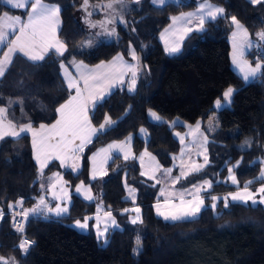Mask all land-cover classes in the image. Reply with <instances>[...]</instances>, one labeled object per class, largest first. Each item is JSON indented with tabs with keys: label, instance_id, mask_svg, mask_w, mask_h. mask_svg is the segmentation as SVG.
<instances>
[{
	"label": "trees",
	"instance_id": "obj_1",
	"mask_svg": "<svg viewBox=\"0 0 264 264\" xmlns=\"http://www.w3.org/2000/svg\"><path fill=\"white\" fill-rule=\"evenodd\" d=\"M97 0H89V3ZM102 1V0H98ZM106 1V0H103ZM61 7V28L58 38L66 44L65 56L52 55L37 64L16 54L13 63L0 77V106L15 103L9 110L10 118L33 126L49 124L56 118V109L70 95L60 74V62L77 59L86 64L108 60L117 53L131 59L129 48L139 58L136 90L129 93L127 87L119 86L102 107L95 110L92 123L99 127L105 114L118 121L113 131L93 138L80 154V171L62 169L59 164H49L44 175L60 171L68 182L71 193L69 214L63 219L51 221L31 220L25 222L23 236L16 232L10 214L0 217V257L15 258L16 264H264V206L255 209L248 206H231L224 209L220 202L215 210H204L195 221L166 222L155 213L159 185L145 179L135 159L109 160L106 175L95 180L89 177V155L99 146L112 140H122L133 134V151H150L163 167H171L173 155L180 151L181 143L174 132H184L187 126L201 121L208 138L209 164L200 173L181 179L177 187H189L205 179L213 182L212 195L224 196L228 191L242 188L248 181L257 187L264 181L257 180L264 162V82L257 79L247 83L231 64L229 37L234 26L231 16L247 28L256 38L264 30V3L252 4L247 0H209L225 9L227 19L205 23L204 31L191 32L182 42L178 53L165 52L160 39L161 31L172 21L171 17L193 10L198 0H182L181 6H168L156 10L151 0L131 3L124 16L125 23L115 24L116 39L103 41L94 48L81 49L87 37L79 14L83 0H45ZM171 2V1H170ZM23 13L12 9L0 0V15L5 11ZM83 52V54H80ZM256 49L252 48L246 58L256 63ZM264 65V55H259ZM264 70V69H262ZM228 87L237 90L230 107L217 110L214 102L222 99ZM156 112L163 121H150L149 110ZM212 113L217 114V128L206 129ZM121 117H124L121 120ZM179 118L180 125H170ZM144 128L148 139H142L138 131ZM252 140L250 147L240 151L245 140ZM115 157V155H113ZM225 161H228L225 164ZM240 161L234 168L238 186L227 183L229 166ZM177 174V169L172 168ZM216 181L226 183L216 184ZM78 182L87 184L94 200L86 202L74 193ZM39 168L33 157L31 139L6 137L0 141V208L9 211V204L23 199V208H30L42 193ZM125 185L136 190L135 205L141 208L143 223L133 225L129 213L122 210L134 206L126 197ZM154 185V186H153ZM205 204L210 205L208 193ZM111 210L123 231L108 233L110 241L105 245L98 240L90 220L86 232L71 225L76 218L97 211ZM141 237L142 251L135 254L136 236ZM35 241L25 254L18 248L22 239Z\"/></svg>",
	"mask_w": 264,
	"mask_h": 264
},
{
	"label": "snow or ice",
	"instance_id": "obj_2",
	"mask_svg": "<svg viewBox=\"0 0 264 264\" xmlns=\"http://www.w3.org/2000/svg\"><path fill=\"white\" fill-rule=\"evenodd\" d=\"M4 3L11 8L24 10L26 12L27 19H22L20 15L10 16L8 12H4L0 15V52H3V56L0 57V77H3L10 65L13 63V58L17 53L22 54L28 61L33 64H37L44 61L46 58H50L55 55L58 58L65 56L67 46L65 43L57 38V28L60 23L61 7L54 3H46L45 0H3ZM136 4L140 3V0H135ZM152 5L156 10H162L168 6H181L182 0H151ZM252 4L264 3V0H250ZM89 0H83L82 8L84 9L86 16L85 20L91 28L99 27L100 32L96 33V36L112 37L116 35L115 24L119 20L121 23H125L124 16L130 10L129 0H109L105 5L91 6L93 9L96 7H103L105 10V19L93 22L90 17L94 14L93 11H89ZM225 9L209 3V0H198V7L196 11L190 13H181L180 16L171 17L173 25L177 22H181L183 25H191L193 20L199 21L196 27V31H204L205 23H213L218 19H227L224 15ZM112 25V27H109ZM231 25L235 26V31L232 32V63L242 74L241 78L247 83L254 82L258 78L261 82H264V65L260 62L252 67L248 60L245 59L246 52L253 47L260 48L261 42H264V32L257 33L258 40L253 41L249 39V33L247 28L237 19L236 16H231ZM172 25H170V28ZM192 27H184L183 32H192ZM168 29H165L167 32ZM14 36V38H10ZM161 39H164V35H161ZM183 39V36H181ZM97 44L88 40L81 45V49L94 48ZM7 48V51L4 49ZM165 51L169 55H173L180 51L178 44L168 45L165 44ZM80 54H83L81 52ZM129 55L132 60H138V56L134 49L129 48ZM76 70L77 75L73 76L68 72L67 67L63 61L60 62V67L64 71V80L67 83V90L69 91V99L61 104L56 112L59 118L55 123L44 124L41 123L39 128L33 126L31 119L27 122L15 121L14 117L10 118L9 110L15 103L22 101H9L7 106H0V141H3L6 137L13 139H21L28 133L32 135V146L34 150V158L39 165V180L41 182V188H45L44 183V169L49 167V164H54L59 161V167L69 169L73 173L80 171L81 156L84 148L93 142V138L99 139L100 136L106 135L110 131L115 129L118 121H114L111 117L105 114L104 122L99 127L92 125L89 113H92L94 117L95 110L98 107H102L104 102L112 95V89L119 84L124 86L126 81L125 77L128 76L127 90L134 93L136 90L137 82V65L129 63L124 60L122 55H117L111 61L105 63L101 61L94 67H89L83 61L77 62L75 59L69 62ZM130 74V75H129ZM74 90V94H72ZM235 90L233 87H228L223 93V101L217 99L215 101V108L217 110H223L226 107H230ZM150 121L153 123L162 122V118L151 109L149 110ZM124 117H121L123 120ZM214 119V118H213ZM180 121H173L172 125H180ZM214 126V125H213ZM189 133L187 135L193 136V139L185 144V136H181L180 133H176V136L180 138L182 145L180 152L181 164L180 174L172 177V169H161V166L156 163L155 170L152 173L141 172V175H148L149 179H155V172L162 171L164 178H171L173 187L181 181L186 179L189 175L200 173L204 170L205 166L209 164V159L206 154L207 149L204 144L207 143V137H204L203 143L198 139V134L202 135L200 131V122L194 128L189 126ZM212 128H209L211 131ZM144 129H141L143 132ZM132 137H128L127 142L120 144H110L108 148L100 149L97 153L93 154L90 158L92 162L91 178L95 180L97 178V172L101 175H106V171L103 170V165L109 160L119 158L120 153H124V159H129V154L125 151L127 145L130 143ZM252 140H245L244 144L239 146L240 151H245L247 147H250ZM115 149V157L112 151ZM193 149H196L197 155L203 156V163H196L192 161L186 165L184 157L190 156ZM200 149H203L201 151ZM101 154L103 156L101 157ZM150 157L151 161H155V157H152L150 153H145ZM98 157L99 164H98ZM175 160L176 157H173ZM141 163H143L144 156L140 157ZM228 161H225L227 164ZM256 162L253 161V164ZM240 161L236 162V165L228 168V181L232 185L238 186V180L234 174V168L238 167ZM187 167V170H185ZM53 177L58 178L55 182ZM53 177L47 178V187L52 191V198L55 206H50V202L46 201L45 196L41 195L35 206L32 208H23V199L16 201V204H9V208L20 207L22 210L13 214V226L16 232L22 236L25 233V222L31 220H44L45 222L51 221L53 217L57 220L67 217L69 213L68 203L71 200V196L68 190L64 187L67 185V181L63 180L60 173H54ZM257 180L264 181V168L261 169L260 175ZM255 181H248L242 188L237 187L236 191L228 192L224 196L212 195L209 190L213 188V182L211 180H204L202 184H193L191 189H184L178 193V202L173 199L165 197L163 204L157 200L154 205L156 215L162 217L164 221L170 223L177 222H191L197 220L200 214L204 210H215L218 203L222 202L224 209H228L231 206L241 205L248 206L253 209L257 205H264V183L256 189V192L250 190V185ZM156 183H160V180H156ZM226 183V181H216V184ZM154 186V185H153ZM59 190L57 194L56 190ZM82 189H84L82 191ZM76 193L83 196L87 201H92L94 196L91 193L90 187H85L83 182L76 187ZM202 193H208V197L211 200L210 205L205 204V196ZM256 193L261 194L260 199H256ZM161 196H164V189L161 188ZM190 197L185 199V197ZM129 197L132 203L135 205V189H129ZM250 202V203H249ZM164 209V210H162ZM101 210V206L98 205L97 211ZM124 213H135L130 217V221L133 225L137 223H143L141 216V208L134 206L131 209H123ZM3 216V211H0V217ZM105 227L103 230L100 228L101 219L99 215L96 216V235L98 240H102L105 245H108L110 241L107 238L108 233H114L116 230L123 231L120 225L117 224L115 218L112 216V212L109 209L104 213ZM16 217H22L17 221ZM91 217L86 216L84 221H75V226L84 231L88 229V221ZM35 241H29L26 238L22 239L18 245V248L25 254L29 252L31 246H34ZM136 247L133 249L135 254H139L142 251L141 237L136 236ZM0 264H16L15 258L5 259L0 257Z\"/></svg>",
	"mask_w": 264,
	"mask_h": 264
},
{
	"label": "crops",
	"instance_id": "obj_3",
	"mask_svg": "<svg viewBox=\"0 0 264 264\" xmlns=\"http://www.w3.org/2000/svg\"><path fill=\"white\" fill-rule=\"evenodd\" d=\"M247 1H249L250 2V0H247ZM46 3H49V2H46ZM97 3H96V1H92L91 3H89V11H92L93 10V15H95L96 14V8L95 9H93L91 6H93V5H96ZM5 5H7L6 3H5ZM8 7H10L9 5H7ZM11 8V7H10ZM12 9H14V8H12ZM17 10H19V11H24V10H20V9H17ZM83 12L82 13H84L85 14V16H86V13H85V11H84V9L82 10ZM5 12H8L9 13V15L10 16H15V15H20L21 17H22V19H27V16H26V12L24 11L23 13H14V12H12V11H5ZM190 12H193L192 10H190V11H187V12H182V13H190ZM181 15V13H179V14H177V15H175V16H180ZM84 20H85V17H84ZM172 22L173 21H171V23L167 26L168 28H170V25L172 24ZM61 24H62V22H61V18H60V23H59V26H58V28H57V34H58V31L60 30V28H61ZM179 24H181V22L179 23ZM199 24V21L198 20H196V19H194L193 20V23L191 24V25H187L186 27H192L194 30L193 31H196L195 29H196V27H197V25ZM181 26H182V24L180 25V28L179 29H177L173 34H172V39H171V42L168 44V45H172V44H177L178 42H179V40H178V37H179V35H180V31H182L183 29L181 28ZM166 27V28H167ZM165 29V28H164ZM172 30V27L169 29V32ZM163 31V30H162ZM161 31V32H162ZM192 31V32H193ZM191 33V32H190ZM190 33H188V34H183V39H182V41H181V48H182V42H183V40L190 34ZM185 35V36H184ZM10 38H14V36H11ZM57 38H58V36H57ZM59 39V38H58ZM160 39H161V37H160ZM60 40V39H59ZM161 42H162V40H161ZM162 44H163V47H164V50H165V45H164V43L162 42ZM181 48H180V50H181ZM4 51H7V48H5L4 49ZM166 52V51H165ZM167 53V52H166ZM258 53L259 54H261L262 56L264 55V43H262L261 44V47H260V49L258 50ZM17 54H20V53H17ZM122 55L123 56V58H124V60L125 61H127V62H129V63H132V64H135V65H137V74H138V72H139V70H140V63H139V58H138V60H132V58L131 59H127L122 53H117V54H115L113 57H111L110 59H108V60H103L105 63H107V62H109V61H111L114 57H116L117 55ZM168 54V53H167ZM22 55V54H21ZM3 56V52H0V57H2ZM73 59H71V60H69V61H63L64 63H65V65H66V67H67V70H68V72L69 73H71L73 76H76L77 75V70H76V68L72 65V64H70L69 62L70 61H72ZM77 62H79L80 60H77V59H75ZM101 62V61H100ZM100 62H97V63H95V64H93V65H89V64H87L89 67H94L95 65H97V64H99ZM86 64V63H85ZM231 64H232V60H231ZM252 64H254V63H252ZM262 64V63H261ZM232 67H233V65H232ZM59 69H60V74H61V76H62V78H63V80H64V71L61 69V67H59ZM233 69L237 72V73H239V71L237 70V69H235L234 67H233ZM240 74V76H242V74L241 73H239ZM130 75V74H129ZM128 79H129V77L128 76H126L125 77V81H126V83H125V86L127 87V81H128ZM64 82H65V80H64ZM65 84H66V86H67V83L65 82ZM120 85L119 84H117V86L115 87V88H117V87H119ZM115 88H113V89H115ZM112 89V90H113ZM72 94H74V90H73V92H72ZM69 99V97L63 102V103H65L67 100ZM62 103V104H63ZM60 106V105H59ZM58 106V107H59ZM59 118V116H58V113H57V115H56V118H55V120L53 121V122H51V123H49V124H52V123H55V121H56V119H58ZM89 118H90V114H89ZM92 122V121H91ZM195 124H197V122L195 123ZM195 124H193V125H195ZM40 125V124H39ZM39 125L38 126H34L35 128H39ZM92 125L94 126V127H96L93 123H92ZM192 125V126H193ZM98 128V127H97ZM200 129H203V127H202V123H200ZM140 130V129H139ZM146 130V129H145ZM186 131V130H185ZM139 133H140V131H138ZM147 132V131H146ZM138 133V134H139ZM203 133V132H202ZM147 135H145V134H139V136L142 138V139H144V140H147L148 139V133H146ZM205 134V133H204ZM27 135H29V137H30V139H31V146H32V135H31V133H28ZM206 135V134H205ZM129 136H131L132 137V139H131V141H130V143L127 145V147H126V149H125V151H127L128 152V154H129V159H135L136 161H137V163H138V165H139V170H140V173L141 172H147V173H152V171L151 170H153V169H155V166H156V163H158L160 166H161V164L158 162V160H157V158L150 152V151H148L147 149H143L142 151H140L138 154H135L134 153V151H133V147H132V143H133V134H129L128 136H126L125 138H123L122 140H112V141H110V142H107L106 144H104V145H101V146H99L97 149H95L90 155H89V177L91 178V171H92V162H91V157L93 156V154H95V153H97L100 149H102V148H104V149H106V148H108V145H110V144H120V143H122V142H127L128 141V137ZM207 137V136H206ZM207 143H208V138H207ZM32 150H33V146H32ZM112 151V154L113 155H115L116 154V150L115 149H113V150H111ZM145 153H150L151 154V156L152 157H155V161H151L150 160V157L148 156V155H145ZM179 153H180V151L177 153V154H175V155H173V157H177L178 155H179ZM81 154V153H80ZM80 154H78V155H80ZM120 156H122L123 158H124V153H120L119 154ZM141 155H143L144 156V160H143V163H141V160H140V157H141ZM103 156V154H101V157ZM33 157H34V150H33ZM99 159H100V157H98V164H99ZM34 160H35V158H34ZM177 159H173V164H172V166L171 167H163V166H161L162 167V169H167V168H178L177 167ZM35 162H36V160H35ZM58 164H59V161H56ZM108 163V162H107ZM107 163H105L104 165H103V170L105 171V166H106V164ZM36 164H37V162H36ZM81 165V164H80ZM37 166H38V168H39V165L37 164ZM62 169H65V168H62ZM54 173H60L61 174V176L63 177V175H62V173L60 172V171H55V172H53V173H51V174H49V175H44V183H45V188L44 189H42V193L40 194V196L41 195H43V196H45V199H46V201H48V202H50V206H52V207H54L55 206V203H57V201H54L53 200V198H52V191L51 190H49L48 189V187H47V178L48 177H53V174ZM179 172H178V170H177V174L176 175H173V173H172V177H175V176H178L179 174H178ZM99 176H101V174H100V172H97V177H99ZM145 179H147V180H150V181H152L153 183H155V184H158L159 185V190H158V192H157V196H156V200H155V202L153 203V206L157 203V200L159 199V201L161 202V204H163V202H164V199H165V197H168L169 199H173L175 202H178V199H177V196H178V193L179 192H181V191H183L184 189H191V187H192V185L191 186H189V187H185V188H180V187H177V184L173 187V185H172V183H171V178H164L163 177V175H162V171L161 172H159L158 174H155V179H149V176L148 175H142ZM58 178H56V177H53V181L55 182L56 180H57ZM92 179V178H91ZM161 179H163L164 181H165V183L166 184H162V180ZM63 180L64 181H66L65 180V178L63 177ZM156 180H160V183H156ZM204 181V180H203ZM203 181H200V182H197V183H195V184H197V185H199V184H202L203 183ZM81 184V182H78L76 185H75V187H74V193L76 194V195H78L81 199H83L84 201H86V202H91V201H87V200H85L84 198H83V196L82 195H80V194H77L76 193V187L78 186V185H80ZM84 185H85V187H89L87 184H85V183H83ZM167 185H170L172 188H171V190L170 191H168V192H166L165 191V187L167 186ZM236 186V185H235ZM261 185H259L258 187H260ZM64 187L68 190V192H69V194H70V196H71V193H70V191H69V188H68V185H64ZM132 186H130V185H125V189H126V197H127V195H129V189L131 188ZM133 188V187H132ZM161 188H163L164 189V196H161L160 195V192H161ZM84 189H82V191H83ZM57 191V194H59V190L57 189L56 190ZM91 193H92V195H93V192H92V190H91ZM205 194L206 193H202V195H204L205 196ZM39 196V197H40ZM94 196V195H93ZM38 197V198H39ZM135 197H136V190H135ZM38 198L36 199V201H35V203L30 207V208H32V207H34L35 206V204H36V202H37V200H38ZM128 198V197H127ZM190 197H185V199H189ZM128 199H130L131 200V198H128ZM20 200V199H19ZM94 200V199H93ZM92 200V201H93ZM71 200H70V202L68 203V207H69V210H70V206H71ZM16 204V203H15ZM14 204V205H15ZM134 206H138V205H134ZM134 206H131V207H127L128 209H131V208H133ZM14 208H19L20 210H22L20 207H13L12 209H14ZM11 209V210H12ZM154 210H155V207H154ZM162 210H164V209H162ZM106 211H108V210H102V208H101V210L98 212V211H96V212H94V213H92V214H89V215H85L84 217H81V218H76V219H74L72 222H71V225L74 227V228H76L73 224L75 223V221L76 220H78V219H81V222H83L84 221V218L86 217V216H88V217H91V219H89V221L91 220L92 222H93V228H94V231H95V233H96V227H95V225H96V216L97 215H99V217H100V219H101V222H100V228H101V230H103V228L105 227V216H104V213L106 212ZM122 213H124L123 212V210H122ZM155 213H156V210H155ZM69 214V213H68ZM135 215V213H129V221H130V217L131 216H134ZM112 216L115 218V220H116V222H117V224H119L118 223V221H117V219H116V217H115V214H113L112 213ZM89 221H88V223H89ZM131 222V221H130ZM77 229V228H76ZM79 231H81V232H86L87 230H85V231H82V230H79ZM107 235V234H106ZM97 236V235H96Z\"/></svg>",
	"mask_w": 264,
	"mask_h": 264
},
{
	"label": "rangeland",
	"instance_id": "obj_4",
	"mask_svg": "<svg viewBox=\"0 0 264 264\" xmlns=\"http://www.w3.org/2000/svg\"><path fill=\"white\" fill-rule=\"evenodd\" d=\"M171 1V0H170ZM109 2V0H106V1H96V5H98V6H102V5H105V4H107ZM132 2H135V0H129V7L131 6V3ZM210 4H213V3H211V2H209ZM213 5H216V4H213ZM216 6H218V5H216ZM197 7H198V5H197ZM197 7L195 8V9H193L192 11L194 12V11H196V9H197ZM220 7V6H219ZM93 11V10H92ZM83 12V11H82ZM105 15H106V13H105V10L103 9V7H96V14L95 15H92L91 17H90V19H91V21H93V22H98V21H101V20H103V19H105ZM84 17H85V14L84 13H81V14H79V18H80V20H81V22H82V24H83V26H84V28H85V30L87 31V37L85 38V40L83 41V43L82 44H84L86 41H88V40H92V41H94L96 44H98V43H100V42H103V41H109V40H115L116 39V37H117V35H115V36H112V37H107V36H99V37H97L96 36V33H98V32H100L101 31V29L99 28V27H97V28H91L90 26H89V24L86 22V20H84ZM117 22H120L119 20L117 21ZM116 22V23H117ZM180 22H177L175 25H173V22H172V30L169 32V29L170 28H165V29H168V31L167 32H165V29H163V31L160 33V37H161V35L163 34L164 35V39H161L162 40V42L164 43V45L166 44V42H167V44H169L170 42H171V37H172V34L177 30V29H179L180 28V25L182 24H179ZM234 26V25H233ZM109 27H112V25H109ZM184 27H186L185 25H183L182 24V26H181V28L183 29ZM236 29H235V26H234V28H233V31H235ZM232 31V32H233ZM181 33H180V35H179V37H178V40H179V42L177 43L178 45H179V47L181 48V41H182V39H181V36H183V34H184V32H183V30L182 31H180ZM261 32H264V30L263 31H261ZM188 34V33H187ZM185 36V35H184ZM184 38V37H183ZM249 39H251V40H253V41H257L258 40V36H256V38H252L250 35H249ZM229 41H230V44H231V54H230V56H231V60H232V52H233V48H232V33H231V35H230V37H229ZM262 43H264V42H261V44ZM253 48H255L256 49V53H255V58L257 59V61H256V63L257 62H260V63H262V60L259 58V55H261V54H259L258 53V50L260 49H258V48H256V47H253ZM252 50V49H251ZM250 51V50H249ZM248 51V52H249ZM248 52H246V54L248 53ZM245 59L246 60H248V62H249V64L252 66V67H255V64L256 63H254V64H252L251 63V61L249 60V59H247L246 58V55H245ZM232 65H233V63H232ZM233 67L236 69V67L233 65ZM227 90V89H226ZM225 90V91H226ZM221 101H222V103H224V101H223V99H221ZM214 106H215V102H214ZM148 116H149V112H148ZM162 118V117H161ZM214 118V119H213ZM149 119H150V117H149ZM180 121V122H182L179 118H175L173 121ZM162 121H163V118H162ZM172 121V122H173ZM172 122L170 123V125H172ZM200 123H201V121H199ZM214 125V126H213ZM192 126V125H191ZM196 126V124L195 125H193L192 126V128H194ZM212 128V130L211 131H214L216 128H217V114L216 113H212L211 114V116H210V118L208 119V121H207V123H206V129L209 131V128ZM141 129H144V128H141ZM141 129L139 130L140 131V133L139 134H145V135H147L146 133V130L144 129V131L143 132H141ZM189 131H190V129H189V126H187V129H186V131H184V132H178V131H175L174 132V135H175V137L180 141V138L178 137V136H176V133H180L181 134V136H185V144H188L192 139H193V136H190V135H187L188 133H189ZM200 131H201V133H202V135H199L198 134V139L201 141V143H203V141H204V137H206V135L204 134L205 133V131H204V129H200ZM181 147H182V145H181ZM204 147L207 149V152H206V154H207V156H208V148H207V143L206 144H204ZM201 151H203V149H200ZM180 152H181V148H180ZM176 159H177V170H178V174H180V167H179V165L181 164V159H180V153H179V155L176 157ZM192 161H195L196 163H203V156L202 155H197L196 154V149H193L192 150V152H191V155L190 156H185L184 157V162H185V164L186 165H188V164H190ZM234 165H236V163L235 164H233V165H231V166H229V167H233ZM262 168H264V166H261V169ZM161 169H162V167H161ZM155 169H153V170H151L152 172L154 171ZM185 170H187V167H186V169ZM159 172H161V171H156L155 172V174H158ZM261 172V171H260ZM173 175H176V174H173ZM228 175H229V173L227 174V177H226V180H227V183L228 184H230V185H232L231 184V182L230 181H228ZM260 175V174H259ZM162 180V184H166L165 183V181L163 180V179H161ZM205 180H208V179H205ZM232 186H235V185H232ZM237 186V185H236ZM171 186L170 185H167L166 187H165V191L166 192H168V191H170L171 190ZM259 187L257 186V187H250V190L251 191H253L254 193L256 192V189H258ZM130 189H134V188H130ZM237 189H233V190H230V191H228V192H231V191H236ZM227 192V193H228ZM226 193V194H227ZM225 194V195H226ZM260 195L261 194H259V193H256V199L257 200H259L260 199ZM127 197L128 198H130L129 197V195H127ZM250 203V202H249ZM264 206V205H263ZM78 220H80L81 221V219H78ZM74 226H75V223L73 224ZM76 227V226H75ZM77 228V227H76ZM77 230H80V229H78L77 228ZM85 231V230H84Z\"/></svg>",
	"mask_w": 264,
	"mask_h": 264
},
{
	"label": "built area",
	"instance_id": "obj_5",
	"mask_svg": "<svg viewBox=\"0 0 264 264\" xmlns=\"http://www.w3.org/2000/svg\"><path fill=\"white\" fill-rule=\"evenodd\" d=\"M0 211H3V215L10 214V215L13 217V214H14L15 212H19V211H21V210H20L19 208H14V209H12V210L5 211V210H3V209L0 208ZM21 219H22V217H16V220H17V221H19V220H21ZM13 223H14V221H13Z\"/></svg>",
	"mask_w": 264,
	"mask_h": 264
},
{
	"label": "water",
	"instance_id": "obj_6",
	"mask_svg": "<svg viewBox=\"0 0 264 264\" xmlns=\"http://www.w3.org/2000/svg\"><path fill=\"white\" fill-rule=\"evenodd\" d=\"M255 160H259L260 162H264V160H263V159H261V158H259V157H258V158H256V159H254L253 161H255ZM253 161H252V162H253Z\"/></svg>",
	"mask_w": 264,
	"mask_h": 264
}]
</instances>
